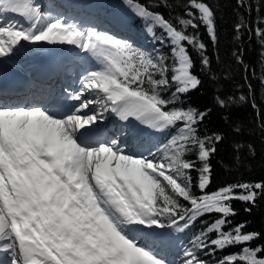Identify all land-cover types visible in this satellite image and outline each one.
<instances>
[{
	"label": "snow or ice",
	"instance_id": "1",
	"mask_svg": "<svg viewBox=\"0 0 264 264\" xmlns=\"http://www.w3.org/2000/svg\"><path fill=\"white\" fill-rule=\"evenodd\" d=\"M127 3L145 21L147 33L170 43L171 63L131 39L65 12L46 11L39 0H0V62L25 44L39 43L72 45L94 59L79 89L67 95L76 102L71 107L21 104L0 89V264H175L162 254L176 239L172 230L184 233L213 213L218 218L182 247L180 264H208L201 252L215 255L236 246L238 252L213 264H264V245L249 244L260 233H246V222L228 227L229 217L236 215L232 201L255 205L264 195V182L206 192L212 143L222 137L201 138L197 129L207 112L182 101L201 84L183 42L209 65L199 33L186 30L203 25L215 43L214 10L204 0H187V18H177L183 26L178 29L139 0ZM161 4L168 6L166 0ZM237 5L248 7L246 0ZM5 13L21 19L8 20ZM235 27L239 32L245 25ZM255 35L264 44V27ZM231 102L217 98L221 108ZM106 113L119 125L109 128ZM137 124L150 133H168L167 141L147 148L129 144ZM193 148L199 167L184 158ZM191 171L198 173L200 195L193 192Z\"/></svg>",
	"mask_w": 264,
	"mask_h": 264
},
{
	"label": "trees",
	"instance_id": "2",
	"mask_svg": "<svg viewBox=\"0 0 264 264\" xmlns=\"http://www.w3.org/2000/svg\"><path fill=\"white\" fill-rule=\"evenodd\" d=\"M88 2L95 4L97 15L118 22L122 27L139 31L138 36H148L153 44L165 54L168 53V42L159 43L147 33L145 22L137 25L135 15L108 9L100 4L99 0ZM204 2L214 10L217 39L213 43L203 25L196 30L190 26L187 28L186 34L199 33L198 39L206 45L204 55L208 57L209 65L205 67L201 62L200 52L183 42L193 60L192 72L200 79L201 84L184 95L182 101L185 107L191 106L201 112H207L197 129L201 138L213 135L222 137L219 142L213 141L215 152L208 161L211 167V183L205 191L213 192L229 184L264 182V44L255 35L257 27H264V23H260L264 20V0H246V8L238 7L237 0ZM139 3L148 6L151 11L161 13L178 29L183 26L178 24L177 18H187V0H166L168 6H157L160 0H139ZM191 10L196 12L195 9ZM238 22L245 25L239 32L235 27ZM162 35L161 30L157 28L156 36ZM167 75L170 79L171 71ZM218 97L231 98L232 102L227 108H221L217 103ZM240 97L244 99L241 100ZM163 135L167 140L168 133ZM197 151L198 149L193 148L184 158L196 161ZM196 162L199 167L200 162ZM190 174L193 179V192L200 195L196 187L198 173L191 171ZM232 207L236 215L229 217L232 225L228 227L246 222V233H260L258 239L249 242L250 246L264 245V195L257 199L255 205L234 200ZM248 208L251 211H246ZM218 215L213 213L201 217L184 235L191 239L194 234L204 229L207 223L218 218ZM210 235L215 237V233ZM239 250L240 246L229 247L210 256L216 261L227 253Z\"/></svg>",
	"mask_w": 264,
	"mask_h": 264
},
{
	"label": "rangeland",
	"instance_id": "3",
	"mask_svg": "<svg viewBox=\"0 0 264 264\" xmlns=\"http://www.w3.org/2000/svg\"><path fill=\"white\" fill-rule=\"evenodd\" d=\"M82 1L84 2V4L88 2V0H39V3L42 5V7L46 11H48V10L55 11L56 9H57L56 11H58V9L64 10L66 8V10L70 11V9H71L72 11L78 12V14H80V16L78 14H77V16L81 17L83 14H85L89 11V9H86L88 7H84L82 5ZM61 2L64 4H62ZM99 3L102 4L103 6L107 7L108 9L112 8V9L117 10V12H126L128 14L135 15L136 20L138 21L137 25H140L142 22H145L144 20H142L139 16H137L135 14L133 8L127 3V0H99ZM57 5H59V7H57ZM6 16L9 17L8 20L21 19L19 17V14H11L10 15V13H5L3 18H6ZM90 19L91 20L84 21V22H81L80 18L76 19V20L78 22H81V23L87 25V26H95L101 31H108L112 34H115L117 37L131 39L135 42L136 46H138L139 48H141V49H143L149 53H152L154 56L157 54H162L164 56L166 55V57L169 58L168 63H171V55L172 54H171V45L169 42H168V49H167L168 53L165 54L161 49H159L156 46V44H153L151 42V39L148 36H146V35L138 36L137 34L139 33V31L136 32L137 30L128 29V28L120 26L117 22H109L107 20H101L99 18H97V20H99V23H96V21H94V18L92 16ZM43 44H45V43L25 44L23 50H25L26 48H30V49H26V50L36 51L37 48L44 47L45 45H43ZM72 47H74L75 50H77V51H75L74 54H72L71 57H69L70 58V62H69L70 65L67 67V70L65 71V73L63 75V79L68 81V84L73 88V90H78L80 87L79 79H80L81 75L84 74V72L86 70H89V69L94 67V59L90 58V57H86L85 54L80 52V50L78 48H76L75 46L71 45V48ZM172 74L173 73L171 72V76H172ZM47 106H48V101H47ZM112 118L115 119L113 122H115V124L119 125V122H117L118 120H116L117 118L114 115L109 114V113L105 114V122L106 123H108ZM112 127H114V126L110 125V128H112ZM135 127L137 128L135 130L138 132L137 136L142 137L144 139L146 138L145 141H147V143H150V145L148 147H151L152 145H160V144H163L167 141L164 138L163 133L152 132V135L145 136V133L149 131L146 128V126L137 124V125H135ZM137 141H138L137 143L139 144V143H141L140 141H142V140L138 139ZM165 231H168V230H165ZM173 235L176 238L171 243L173 245L172 246L173 252H174V249L179 248L180 253L174 257H167V259L174 261L175 264H180V261L182 259V256H181L182 247L185 245H188V241H189L190 237L188 235L185 236L184 233H178V232H174ZM168 251H171V250H168ZM167 253L169 255L172 254L169 252H167ZM200 256L202 259L207 260L208 264H213V260H212V257L210 255H206L205 253L201 252Z\"/></svg>",
	"mask_w": 264,
	"mask_h": 264
},
{
	"label": "bare ground",
	"instance_id": "4",
	"mask_svg": "<svg viewBox=\"0 0 264 264\" xmlns=\"http://www.w3.org/2000/svg\"><path fill=\"white\" fill-rule=\"evenodd\" d=\"M58 11L65 12V13L67 12L68 15L73 16L75 19L80 18V20H82V18L85 17V14H83L81 17H78L77 16L78 12L72 11L71 9H70V11L66 10V8L64 10L58 9ZM11 14L12 13H10V15ZM78 15L80 16V14H78ZM6 19H9V17L6 16ZM43 45H45V46L37 48L36 51L26 50V49H30V48H26L25 50H23V48H22L21 50L17 51L15 53V55H13L11 58H9V59H13L16 62L24 63V65L27 67V70L29 71V73L31 74V77H32V81H31L32 89L29 91V93H27L25 95H19L16 97V98H18L17 102H19L21 104L31 105L34 103H42L46 107H51L50 103H51L52 96L61 92V91H59V89H61V88L60 87L58 88V85L61 82L64 83L66 88L68 87V89L71 92L73 91L72 90L73 88L68 84V81L63 79V75H64L65 71L67 70V67L70 65L69 57H71V55L74 54V52L77 50H75V48L72 47L68 51L67 55L62 56V55H59L58 53L56 54V50L53 47V45H50L47 43H45ZM54 53H55V58L53 59V61L49 62V63H44L43 60L45 58H47L48 55L54 54ZM55 62L59 63L58 68H56L57 69L56 72L53 71V67H54L53 63H55ZM39 68H40V70H44V72H46L45 78H47V76H48V79L46 81L43 80V81L39 82V81H37L38 80L37 77H35L33 75V72L35 70H38ZM58 70H59V72H58ZM20 99H21V101H20ZM47 101H48V106H47ZM114 120L115 119L112 118L107 123V126L109 128H110V125L111 126L112 125L118 126L117 124H115V122H113ZM135 129H137V128L135 127ZM135 133H136L135 138H131V137L129 138V141H128L129 144L138 145L137 140L140 139L142 141H140L141 143H139V144H143V146L145 148H147L150 145V143H147V141H145L146 138L144 139L142 137L137 136L138 132L136 130H135ZM150 135H152V133H150V131L145 133V136H150ZM172 246H173L172 244L166 246L164 252L162 253L166 258L177 256L180 253L179 248L174 249V252H173ZM168 250H171V251H168ZM167 252L172 253V254L169 255ZM0 258H3L2 253H0Z\"/></svg>",
	"mask_w": 264,
	"mask_h": 264
},
{
	"label": "water",
	"instance_id": "5",
	"mask_svg": "<svg viewBox=\"0 0 264 264\" xmlns=\"http://www.w3.org/2000/svg\"><path fill=\"white\" fill-rule=\"evenodd\" d=\"M53 47L61 54H64L65 52H67L71 45H67V44H56L53 45Z\"/></svg>",
	"mask_w": 264,
	"mask_h": 264
}]
</instances>
